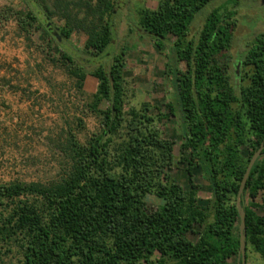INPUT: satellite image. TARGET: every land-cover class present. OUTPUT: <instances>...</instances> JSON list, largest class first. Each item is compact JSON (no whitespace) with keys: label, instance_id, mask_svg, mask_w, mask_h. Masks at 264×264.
Here are the masks:
<instances>
[{"label":"trees","instance_id":"trees-1","mask_svg":"<svg viewBox=\"0 0 264 264\" xmlns=\"http://www.w3.org/2000/svg\"><path fill=\"white\" fill-rule=\"evenodd\" d=\"M213 1L159 0L132 17L130 32L167 49L163 107L130 104L127 49H114V17L124 9L115 11V0H20L21 7L6 9L21 35L43 28L48 48L74 31L85 35L81 51L97 62L94 69L64 49L51 60L82 94L87 74L96 78L85 106L97 127L83 140L70 126L50 139L59 158L53 178L0 182V264L238 263L235 199L251 155L264 143V28L231 64L234 9L215 8L191 29ZM165 121L177 127L178 156L175 141L164 136ZM178 165L184 185L172 175ZM195 172L209 189L203 202ZM241 204L247 262L249 248L264 257V149Z\"/></svg>","mask_w":264,"mask_h":264},{"label":"rangeland","instance_id":"rangeland-1","mask_svg":"<svg viewBox=\"0 0 264 264\" xmlns=\"http://www.w3.org/2000/svg\"><path fill=\"white\" fill-rule=\"evenodd\" d=\"M158 3L159 0H128L114 17L117 37L114 49L122 44L127 49L123 74L130 104L137 107L144 102L163 107L169 96L170 84L163 74L167 49L156 50L148 37L129 31V26L134 28L132 17L137 8L155 9ZM224 5L235 10L236 28L231 48L226 53L233 64L263 30L264 4L260 0H214L196 16L192 32L202 26L211 10ZM19 7L20 0H0V182L46 181L56 175L59 161L50 139L70 126L83 140L97 127L96 118L85 106L87 96L96 88V78L87 74L82 94L65 68L51 60L52 56L58 57L60 49L67 50L88 71L94 69L97 62L81 51L86 38L82 32H72L69 39L60 37L51 48L44 41L43 28L32 32L29 38L21 35L14 17L6 10ZM51 21L56 26L62 24L55 18ZM107 49H111L110 46ZM161 127L164 136L175 141L178 156L180 136L176 125L165 121ZM242 151L247 152L245 148ZM172 175L180 184H185L183 165L174 168ZM194 179L200 185L198 195L203 202L209 196V189L197 172ZM261 196L256 199L260 205ZM262 211V207L257 208L258 213ZM247 253L246 264H264V257L251 248Z\"/></svg>","mask_w":264,"mask_h":264},{"label":"water","instance_id":"water-1","mask_svg":"<svg viewBox=\"0 0 264 264\" xmlns=\"http://www.w3.org/2000/svg\"><path fill=\"white\" fill-rule=\"evenodd\" d=\"M128 0H115V11L118 9L124 8L126 2ZM261 3L264 4V0H260ZM115 13V12H114ZM113 13V14H114ZM238 68V66H236ZM264 149V143H261V145L254 151V153L251 155L248 164L246 166L245 172L243 174V177L241 179L238 192L236 195L235 203L236 207L240 216V223H239V253H238V263L237 264H246V232H245V212L243 209V206L241 204V196L244 193L245 184L247 181V178L249 176L250 170L257 160V158L261 155L262 150Z\"/></svg>","mask_w":264,"mask_h":264},{"label":"flooded vegetation","instance_id":"flooded-vegetation-1","mask_svg":"<svg viewBox=\"0 0 264 264\" xmlns=\"http://www.w3.org/2000/svg\"><path fill=\"white\" fill-rule=\"evenodd\" d=\"M236 65L238 66V68H237V71H238V69L240 68V62H237Z\"/></svg>","mask_w":264,"mask_h":264}]
</instances>
